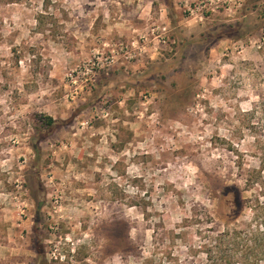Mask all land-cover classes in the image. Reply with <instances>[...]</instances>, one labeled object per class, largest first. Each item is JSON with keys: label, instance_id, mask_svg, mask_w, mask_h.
<instances>
[{"label": "rangeland", "instance_id": "374dc122", "mask_svg": "<svg viewBox=\"0 0 264 264\" xmlns=\"http://www.w3.org/2000/svg\"><path fill=\"white\" fill-rule=\"evenodd\" d=\"M233 230L264 245V0H0V264H221Z\"/></svg>", "mask_w": 264, "mask_h": 264}, {"label": "trees", "instance_id": "16d2710c", "mask_svg": "<svg viewBox=\"0 0 264 264\" xmlns=\"http://www.w3.org/2000/svg\"><path fill=\"white\" fill-rule=\"evenodd\" d=\"M55 121L51 116L47 115L41 116L38 120L41 128H48ZM251 241L252 239L243 237L241 232L237 230H233L232 233L229 231L224 234L221 233L218 245L220 246L219 253L221 254L222 252L224 255V259H220L221 264H233L231 257L239 258V264H262L261 262L264 259V245L249 244ZM209 253H212V249L209 250ZM210 257L214 258L212 255Z\"/></svg>", "mask_w": 264, "mask_h": 264}]
</instances>
